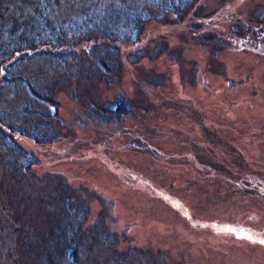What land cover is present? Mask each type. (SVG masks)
Returning a JSON list of instances; mask_svg holds the SVG:
<instances>
[{"label": "rangeland", "instance_id": "1", "mask_svg": "<svg viewBox=\"0 0 264 264\" xmlns=\"http://www.w3.org/2000/svg\"><path fill=\"white\" fill-rule=\"evenodd\" d=\"M222 5L264 22V0H0L1 52L63 40L0 68L17 142L0 133V264H264V194L226 175L264 168V52L205 47ZM120 99L126 113L109 112ZM203 126L223 143L205 148L216 170L193 167Z\"/></svg>", "mask_w": 264, "mask_h": 264}, {"label": "trees", "instance_id": "2", "mask_svg": "<svg viewBox=\"0 0 264 264\" xmlns=\"http://www.w3.org/2000/svg\"><path fill=\"white\" fill-rule=\"evenodd\" d=\"M125 1L127 2V0H125ZM224 5H226V4H224ZM224 5H222L219 8H217L216 11L211 14L212 16L204 21V27H203L202 30L200 28L201 33H203V34H201V36H203L201 39L204 38L206 40V42H207L206 43L207 45H205V47L211 46V47L218 48L220 46L222 48L226 44H231V46L232 45L234 47L237 46V48L239 50L241 48L251 49V50L252 49H259V48L264 49V22L262 24L254 25V26L253 25L247 26L245 24H242L240 19L236 18V16H232L233 12H228L227 13V10H225V6ZM231 17H232V20H231V22H230V24L228 26L229 28L227 27V30H223L222 28L218 27V24H220L221 22H226V20L230 21L229 19ZM210 22H212V23H210ZM259 27H261V28H259ZM221 32L227 34V36L225 38L226 41L219 39ZM196 38H198V37H195V39ZM19 39H20L21 42L16 38L14 40L13 45L10 48H8L4 52L0 51V53L3 54V55H0V68H1L2 65H4L3 64L4 62H6L7 60H10L13 56L16 55V53H18V51L35 50L40 44H51V43L55 44V42H56V43H59V45H60V44H62V41H63V40L59 41V42H57V41H49V40H40L39 41V40H35V38L33 36L27 37L25 35H23L22 38L20 37ZM58 40H61V39L58 38ZM126 42H128V41H126ZM110 46L112 47V45H110ZM113 48H115V47H113ZM115 49H117V48H115ZM28 85H29L30 91L34 94V96H36L40 100L43 99L46 102H48V99L46 98V96H43V95H40V94L36 93L32 89V85H30V84H28ZM126 104L127 103H125L124 100L120 99L119 102L118 101L115 102V106L116 107L115 108H109L108 111L111 112V113H115L117 115H121V114L124 115L126 113V111H125L126 110ZM1 126L2 125L0 124V133L2 135H5L10 141L12 140L14 143L17 144V142L13 139L12 134L4 131ZM7 128L9 130L13 129L11 126L10 127L7 126ZM12 131H14V132L17 131V132H19L20 135L26 134V135L30 136L32 139L37 141L36 142L37 144L51 143V141H52L51 139H53V137H54L52 134H50V135L44 134L43 136L42 135L40 136L39 133H38L39 131L34 130V129L33 130H26V129L16 130V129H14ZM175 139H177L176 141L179 140V138H177V137ZM143 143H144L143 145H142V143L141 144L139 143L140 146H142L144 148L148 147L150 149L153 148L152 150H155V151L157 150L158 151L157 154L159 155V157L165 158L163 156L164 154L161 153V151L159 149H157V147L155 148L154 146H152L147 141H145ZM184 143H186L187 146H189V144L196 146L195 144H197L195 142V139L192 138V137H190L189 140L185 139ZM134 144H135V142H133V146H134ZM196 147H198V145ZM199 149H201V147ZM204 149L205 148H202V151H196V153L193 152V155H192L194 157L193 167L195 169H197V168L200 169V168H203V166H204L207 169L211 168V170H213V169L216 170V168L214 166H211V164L212 163H221L220 160L218 158H215V156H213V155L211 156L210 155L211 154L210 150H206L205 149L207 151L206 152ZM27 153H29L31 155L33 154V152H31V151H28ZM204 153H205V155L209 156V160L206 161V162H204L205 160L203 161V159H201V155L202 154L204 155ZM186 154L187 153H183V155H186ZM189 156H191V154ZM37 160L38 159L35 158L32 161L26 162V164L23 165L22 174L31 175L30 174V172H32L31 171V166H33L34 165V161H37ZM197 166H199V167H197ZM199 173H201V172H199ZM226 175L234 183L236 182L238 184V186L241 187V188H247L248 184H253V182L250 183L247 180L244 181V179L240 175H238L237 178H235V180H233L232 177H229L227 173H226ZM250 176L253 177L251 174H250ZM151 188H153V187H151ZM252 188H253L252 191H256L253 186H252ZM258 191H260V192H262L264 194V191H261V190H258ZM261 196L264 197V195H261ZM176 210L179 211V207L178 206H176ZM212 224H213V227H214L215 225L221 224V223L215 222V223H212ZM75 249H76V246L74 245L72 247V249H71L72 251L70 252V256H68L69 261L71 263H72V261H75L77 259L75 257V255H74V250Z\"/></svg>", "mask_w": 264, "mask_h": 264}, {"label": "flooded vegetation", "instance_id": "3", "mask_svg": "<svg viewBox=\"0 0 264 264\" xmlns=\"http://www.w3.org/2000/svg\"><path fill=\"white\" fill-rule=\"evenodd\" d=\"M252 50L257 51L259 53H263L264 52V49H261V48H259V49H252ZM208 128H209V126H208ZM202 129L204 130L206 140H207V142L209 144V145L206 144L207 146L206 147H203V148H209L211 146V144H213V146L214 145L216 146L218 144H223L221 142L222 140L217 136V134H214V135L212 133L209 134L207 132V130H208L207 127H203ZM211 135L214 137V142L210 144L209 141H208L209 140L208 137L211 136ZM203 143L204 142L202 141L201 144H203ZM204 155H205V153H204ZM224 155H225V161H227L228 156L226 154H224ZM258 167H260V165H258ZM239 175L244 179V181L247 180L250 183L253 182V184H248L247 185L251 189H253L252 188V186H253L256 191H258V190L264 191V168H261V167L258 168L257 171H255L253 174H251L253 177H251L249 173H245V172H240Z\"/></svg>", "mask_w": 264, "mask_h": 264}]
</instances>
